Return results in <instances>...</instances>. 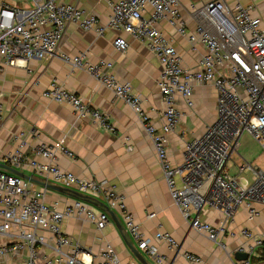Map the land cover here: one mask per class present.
<instances>
[{"label": "built area", "instance_id": "obj_1", "mask_svg": "<svg viewBox=\"0 0 264 264\" xmlns=\"http://www.w3.org/2000/svg\"><path fill=\"white\" fill-rule=\"evenodd\" d=\"M111 11L102 25L92 13H86L63 0H0V73L7 65H16L31 58H49L55 53L73 67L85 70L100 83L110 88L115 96L128 103L142 119L141 100L131 93L127 82H119L109 71L105 61L91 63L84 53H58L65 27L73 22L84 29L102 34L106 28L122 29L143 41L160 63L157 87L165 108L161 132L150 124L146 130L152 138L155 155L162 168L170 197L190 226L217 241L225 222L235 208L245 203L251 215L256 213L252 202L264 203V168L252 169L250 181L230 175L226 162L242 132L249 134L264 150V24L253 14L255 5L240 0H206L197 7L198 24L188 31L179 18V0H106ZM232 1V3H231ZM164 19L175 30L186 35L193 44H201L205 51L198 60V69L187 71L180 64L174 45L155 26ZM118 50L127 42L120 36L113 41ZM192 82H210L216 89L215 122L202 135L186 141L183 160L178 165L169 161L165 145L166 132L175 128L180 112L176 95L190 105ZM42 96L69 104L78 117L87 116L109 131H113L107 116L90 107L80 95L64 88L55 79L42 91ZM23 142L0 161L22 163ZM72 153L61 143H40L35 154L47 162L29 160L35 175L52 178L61 186L73 189L94 200L99 198L108 208L116 210L129 236L139 250L151 256L155 264L165 261L157 246L145 237L127 209L124 198L117 194L105 179L78 177L64 171L53 161L56 153ZM248 165H238L241 173ZM30 182L21 176L0 168V235L9 239L0 243V264H119V258L110 242L105 241L98 253L83 247L61 230V221L72 215H81L102 229L109 215L88 201L74 199L59 207L43 201V190L31 189ZM206 208L222 212L220 224L213 225L200 218ZM153 215L150 213L149 216ZM15 229H12V228ZM241 234L251 240L248 257L235 264H251L249 252L254 245L264 248V238L255 236L247 228ZM14 238V239H13ZM158 241L177 248L178 243L169 232L158 230ZM222 244V243H221ZM47 247V251L43 248ZM191 262H200L198 255L184 252ZM129 264H140L130 262Z\"/></svg>", "mask_w": 264, "mask_h": 264}, {"label": "crops", "instance_id": "obj_2", "mask_svg": "<svg viewBox=\"0 0 264 264\" xmlns=\"http://www.w3.org/2000/svg\"><path fill=\"white\" fill-rule=\"evenodd\" d=\"M63 1L76 5L86 13L94 14L102 25L106 24L111 11L106 0ZM205 1L179 0V18L188 31L196 28L198 15L195 11ZM240 2L244 5L254 4L253 14L259 15L264 24V0ZM155 26L176 48L181 66L187 71L197 70L204 47L199 43H191L186 35L178 33L164 19L158 20ZM116 36L127 42L124 50H118L114 46ZM57 52L68 55L82 52L91 63L101 60L110 63L109 71L116 80L127 82L131 93L139 96L141 113L145 118L142 119L141 114L128 103L117 98L110 88L85 70L73 67L56 53L49 58H31L16 65H7L0 73V158L12 153L22 140L20 151L23 159L19 165L2 161L0 163L31 176L34 180L21 177L31 183V189L43 190L44 202L57 203L62 207L65 203L81 198H77L69 190H57L40 184L39 181H44L53 186H61L52 178L35 175L28 165L29 160L48 161L47 158L35 154L38 144L61 143L72 156L57 152L53 161L61 170L72 172L78 177L107 180L114 191L124 198L127 209L143 235L149 237L157 246L158 253L164 256L165 261L162 264H235L234 253L248 252V245L251 243L250 239L241 234V229L247 228L255 236L264 238L262 202H252L256 209L254 215L249 214L245 203L238 205L233 216L225 222V228L218 234L217 241L193 229L173 202L155 155L152 138L146 130V125L150 124L156 133L161 132L165 103L156 84L160 63L143 41L122 29L106 28L102 34H98L95 30L84 29L70 22L65 27ZM52 79L80 95L90 107L105 114L113 131L93 122L90 117H78L67 103L42 96V91ZM216 96V89L210 82H192L190 105L176 95L179 120L173 130L164 134L171 164L178 165L182 162L186 141L202 135L206 127L215 122ZM238 139L229 157L234 154L235 162L240 163L242 157L236 152L233 153ZM229 157L226 162L228 174H238L247 181L252 178V169L260 167L258 161L249 162L252 166L246 164L249 167L241 173L236 170L231 174ZM0 168L11 172L6 167ZM243 172H247L249 176L246 177ZM89 203L104 210V201L100 198ZM113 211L123 225L119 213ZM150 213L153 215L149 216ZM199 216L202 220L219 226L222 212L206 208ZM61 230L93 253L100 252L105 241L110 242L118 255L119 264H142L131 252L111 218L102 229H97L85 217L72 214L61 221ZM158 230L169 232L178 247H169L165 242L155 239L154 234ZM129 238L137 247L132 237ZM7 239L8 236L0 235V243ZM47 250V247L43 248V251ZM139 252L146 264H155L151 256L141 250ZM184 252L198 255L200 262L189 261L183 256ZM249 258L251 264H264V248L254 245L249 252Z\"/></svg>", "mask_w": 264, "mask_h": 264}, {"label": "water", "instance_id": "obj_3", "mask_svg": "<svg viewBox=\"0 0 264 264\" xmlns=\"http://www.w3.org/2000/svg\"><path fill=\"white\" fill-rule=\"evenodd\" d=\"M0 166L6 167L8 170H10L11 172L18 174L28 180H34L31 176L26 175L20 171H18L17 169L6 165L4 163H0ZM40 184L46 186V187H50V188H54L57 190H66V191H71L74 196H76L77 198H81L83 200L89 201V202H96V200L89 198L88 196L81 194L73 189L70 188H66V187H62V186H53L51 184H48L47 182L44 181H39ZM104 211L109 215V217L112 219V221L114 222V224L116 225L117 229L119 230L120 234L122 235L123 239L125 240L126 244L128 245L129 249L131 250V252L134 254V256L142 263V264H146L145 259L143 258V256L141 255V253L139 252L138 248L135 247L132 242L130 241V238L124 228V226L122 225V223L120 222V220L116 217V215L114 214V211L110 208H108V206H106V204L104 203ZM127 235V237H126ZM234 257L236 260L239 259H245L248 257V252L245 251H237L234 253Z\"/></svg>", "mask_w": 264, "mask_h": 264}, {"label": "rangeland", "instance_id": "obj_4", "mask_svg": "<svg viewBox=\"0 0 264 264\" xmlns=\"http://www.w3.org/2000/svg\"><path fill=\"white\" fill-rule=\"evenodd\" d=\"M236 152L238 155L242 157V161L240 163L248 164L252 166L251 163H254L256 161L259 162V166L264 168V150L261 148L259 143H257L250 135L243 132L241 136L238 139V143L236 145V148L234 147L233 153ZM235 156L234 154H231V157H229L228 163H231V167L229 168V172L233 174L236 170H238V165L240 163L235 162ZM249 167V166H248ZM243 175H246V177L249 176L247 172H243ZM66 187V186H62Z\"/></svg>", "mask_w": 264, "mask_h": 264}]
</instances>
